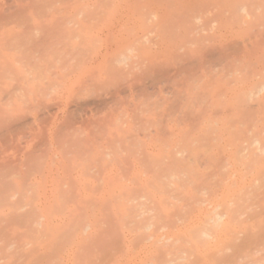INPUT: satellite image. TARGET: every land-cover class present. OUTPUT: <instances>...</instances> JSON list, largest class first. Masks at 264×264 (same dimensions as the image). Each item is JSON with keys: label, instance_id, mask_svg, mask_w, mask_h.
Wrapping results in <instances>:
<instances>
[{"label": "rangeland", "instance_id": "374dc122", "mask_svg": "<svg viewBox=\"0 0 264 264\" xmlns=\"http://www.w3.org/2000/svg\"><path fill=\"white\" fill-rule=\"evenodd\" d=\"M193 1L0 0V194L19 192L55 225L72 216L94 226L35 225L36 261L157 263L153 242L135 236L166 225L158 236L177 243L160 247L159 264L170 254L176 264H264V91L248 93L264 85V1L261 18L246 0L250 15L235 25L221 16L230 3ZM196 5L208 6L203 26L190 18ZM235 41L239 52L223 47L230 60L251 61L179 74ZM226 117L240 127L227 131ZM140 211L158 227L129 228ZM124 226L125 244L112 237ZM90 244L96 253L73 250Z\"/></svg>", "mask_w": 264, "mask_h": 264}, {"label": "bare ground", "instance_id": "6f19581e", "mask_svg": "<svg viewBox=\"0 0 264 264\" xmlns=\"http://www.w3.org/2000/svg\"><path fill=\"white\" fill-rule=\"evenodd\" d=\"M190 1H192V0H190ZM207 1H209L211 4H214L215 6H221L222 5V3H225V4H223L224 6L227 4V3H230L231 4V6L229 5V8L231 7V9L229 10V11H227V14L226 13H223L221 16H224V15H227V18H229V16H231V17H237L238 16V18H239V15L240 14H242V15H244V16H249L250 14L248 13V5L246 4V3H248V2H246V0L244 1V0H207ZM249 1V0H248ZM254 1V0H253ZM264 1V0H263ZM193 2H195V0L193 1ZM200 2H202V0L200 1ZM208 2V3H209ZM251 2H252V0H251ZM251 2H249V4H251ZM259 2V4H260V1H258ZM261 2H262V0H261ZM196 3H198V2H196ZM221 3V4H220ZM254 3L256 4L257 3V1L255 0L254 1ZM204 4V3H203ZM206 4V3H205ZM220 4V5H219ZM254 4V5H255ZM259 4H256L257 6H255V7H258V5ZM193 5H194V3H193ZM207 5V4H206ZM222 5V6H223ZM251 5H253V2H252V4ZM196 6L198 7V8H196ZM196 6H194V8L192 9V8H190L189 9V11L192 13V14H190V12H188L190 15H191V17H190V15L188 16V18L187 19H189V17L191 18V19H195L194 20V23L196 22V25L197 26H203L202 24L204 23V22H202L201 21V19H208L209 17H207V16H209V11L207 12L206 10H208V6L206 7V12L204 11V10H202L203 9V7L200 5V8H202L201 10H199V5H196ZM217 6V7H218ZM260 6H264V5H260ZM259 6V7H260ZM217 7H215V8H217ZM227 7V6H226ZM259 7L257 8V10L259 9ZM209 8H210V6H209ZM204 9H205V7H204ZM261 9H263V8H261ZM261 9H259L260 11H262ZM187 10V9H186ZM258 10V11H259ZM187 12V11H186ZM225 12V11H224ZM207 13H209V14H207ZM213 13L214 12H212L211 11V18H212V15H213ZM263 11L260 13V15H261V18L263 17ZM182 15L183 14H185V13H181ZM187 14V13H186ZM216 15V14H215ZM214 15V16H215ZM260 15H259V17H260ZM181 16V15H180ZM253 16V15H252ZM154 17H156V16H154ZM179 17V16H178ZM187 17V16H186ZM242 17V16H241ZM259 17L257 18V15H256V19H259ZM184 18V17H183ZM223 18V17H222ZM226 18V17H225ZM233 18H230L229 20H232ZM243 18V17H242ZM159 19V18H158ZM186 18H184V20L186 21L187 20ZM237 18H234L233 19V21H231L232 22V24H234L235 25V23H236V21L238 20V22H240L241 20H239V19H237ZM182 20V19H181ZM228 20V22H230ZM234 20H236L235 22H234ZM245 20V19H244ZM255 20V19H254ZM178 21H179V19H178ZM260 21H261V19H260ZM177 22V21H176ZM183 22V21H182ZM202 22V24H200ZM245 22V21H244ZM243 22V23H244ZM261 22H263V20L261 21ZM165 23V22H164ZM190 23V22H189ZM224 23H226V25H227V19H226V22L224 21ZM223 23V24H224ZM245 23H247V20H246V22ZM264 23V22H263ZM263 23H261V25H263ZM182 24V23H181ZM181 24H180V26H181ZM193 24V23H192ZM231 24V25H232ZM237 24V23H236ZM254 24V23H253ZM164 25V24H163ZM225 24L223 25V26H225L226 28H225V30H227L228 29V27L226 26ZM228 25H229V23H228ZM184 26V25H183ZM197 26H196V28H197ZM251 27H252V25H251ZM253 27H254V25H253ZM252 27V28H253ZM259 27L260 28H264L263 26L261 27L260 25H259ZM195 28V29H196ZM202 31H204V30H202ZM189 33H190V31H188ZM192 32V31H191ZM195 32H197L198 34H199V32H201L198 28L196 29V31ZM188 34V33H187ZM192 34V33H191ZM243 34V33H242ZM242 34H241V32L240 31H237V33L235 34V35H237L236 36V38H239L240 36H242ZM195 35V34H194ZM192 36V37H194L195 38V36ZM200 35V34H199ZM244 35V34H243ZM196 37L199 39V37H198V35L196 34ZM193 38V39H194ZM187 39V38H186ZM204 39V38H203ZM220 39H225V40H227V37L226 36H224V35H221L220 36ZM262 39L264 40V38L262 37ZM211 39H209V41H210ZM192 41V40H191ZM197 42V41H196ZM211 42H213V41H210L209 43H211ZM214 42H216V41H214ZM213 42V43H214ZM200 43V42H199ZM239 41H235V42H233V43H231V45H230V47H228V46H222V47H217V46H214L213 47V49L211 50V51H207L205 54H202V55H200V59H198V63H196L195 61H193V62H191L190 63V61L187 63L188 65H186V66H184V68H183V66H182V68H180L179 70H180V72H179V74L180 75H182V74H185L186 72H188V71H191L192 69H194V68H196V67H199V68H203V66H205V65H207V63L208 62H212V63H214V62H217V63H219V62H223V61H225L226 60V63L227 64H229V62H230V64L231 65H233V64H235V65H239V64H242V63H244V62H246V61H251V60H249V58H250V54L249 55H247L246 56V54H244L245 56H246V58H240L239 56H238V58H235V56L234 55H232V57H234L233 58V60H230V56H228L227 55V53H226V51L227 50H224L223 49V47H227L228 49L230 48L231 50H237L238 52H239V49H238V47H239ZM194 45H196V44H194ZM192 46H193V44H192ZM207 48V47H206ZM69 49V48H68ZM202 49H204V48H202ZM76 50H78V49H76ZM229 51V50H228ZM237 52V54L236 55H239L240 53H238ZM80 53V52H79ZM242 53V52H241ZM248 53H251V52H248ZM76 54V53H75ZM233 54V53H232ZM73 56V55H72ZM186 58V57H185ZM253 58V57H252ZM261 59V58H260ZM263 59H264V56H263ZM185 60V59H184ZM190 60V59H189ZM259 60V59H258ZM188 61V60H187ZM264 62V61H263ZM248 63V62H247ZM246 63V64H247ZM258 63V62H257ZM264 64V63H263ZM262 65V64H261ZM241 66V65H240ZM260 66V65H259ZM232 67V66H231ZM260 67H262V66H260ZM198 69V68H197ZM206 69V68H205ZM260 69H262V68H260ZM259 72V71H258ZM189 73V72H188ZM190 74V73H189ZM189 74H186V76L188 77V75ZM192 74V73H191ZM190 74V75H191ZM235 74H237V73H235ZM260 74V73H259ZM168 75H169V73H168ZM263 75V74H262ZM170 76H171V74H170ZM172 76H174V75H172ZM185 76V75H184ZM164 77H167V75L165 74V76ZM178 77V76H177ZM195 77V76H194ZM263 77V76H262ZM192 79H193V77H192ZM196 79V78H195ZM230 79V78H229ZM264 81V80H263ZM193 82H195V81H193ZM195 83H197V81L195 82ZM255 84L257 85V83L255 82ZM254 84V85H255ZM239 86V85H238ZM237 86V87H238ZM246 87V86H245ZM244 87V88H245ZM252 87V86H251ZM251 87H249V88H251ZM240 88V87H239ZM238 88V89H239ZM253 88H254V86H253ZM252 88V89H253ZM235 90H236V88H234ZM241 89V88H240ZM239 89V90H240ZM247 90V89H246ZM251 90V89H250ZM245 91V90H244ZM264 91V85H262L261 87H256V89H254V90H251V92H248L249 94H250V96L249 97H253L252 95H254V96H258V95H260L262 92ZM243 93V92H242ZM241 93V94H242ZM244 93H246V91L244 92ZM237 95V94H236ZM239 95V94H238ZM246 95V94H245ZM194 96H195V98L197 97L195 94H194ZM256 96V97H257ZM255 97V98H256ZM192 98H194L193 96H192ZM195 100V99H194ZM254 100V99H253ZM256 100V99H255ZM257 101V100H256ZM259 101V100H258ZM263 102H264V99H263ZM262 102V106L264 107V103ZM256 106H258V102L255 104ZM260 105H261V102H260ZM261 107V106H260ZM249 109V108H248ZM261 109V108H260ZM242 112V111H241ZM244 112H245V110H244ZM252 112V111H251ZM243 113V112H242ZM240 115V114H239ZM250 115V114H249ZM246 116H247V113H246ZM251 116H253V114L252 115H250V117ZM240 118H241V115L239 116ZM243 118V117H242ZM224 119H226V122H225V127L227 128L229 125H232V123H233V125H232V127L234 126V127H237V126H239L240 124V121H241V119H239L238 117L234 120V118L232 117V119H227V117L226 118H224ZM230 120V121H229ZM233 120H234V122H236V123H234L233 122ZM240 120V121H239ZM243 121H244V119H243ZM239 124V125H238ZM243 126V125H242ZM240 127V126H239ZM229 129H231V126L230 127H228ZM228 128L226 129L227 131H229L228 130ZM238 129V128H237ZM235 130V129H234ZM232 131H233V128H232ZM238 131H239V133H240V131H241V128L240 129H238ZM237 131V132H238ZM236 135H237V132H235V131H233ZM235 135V136H236ZM238 136H241V135H239L238 134ZM236 139L238 140V138H235L234 139V141H236ZM240 140V142H241V140L242 139H239ZM255 141V143L257 144H255L254 142H252L253 144H255V145H253L252 144V146H254V147H256L257 146V148H261L262 146V144L260 143V142H258L257 140L258 139H254ZM233 141V142H234ZM243 141H244V139H243ZM260 141V140H259ZM261 145H260V144ZM232 144V143H231ZM258 145H260V147L258 146ZM246 148V147H245ZM264 148V147H263ZM263 148H261V149H263ZM258 149V150H259ZM264 149L263 150H261V153L262 154H264ZM245 154V153H244ZM248 155V154H247ZM258 156V155H257ZM259 157V156H258ZM247 159H248V157H247ZM256 159V157L255 158H253V160H255ZM218 208H220L219 206H218ZM217 211H218V209H217ZM215 212H216V210H215ZM224 214H222V215H219L218 213H217V220L216 221H222L223 220V218H224V216H223ZM133 220H131V226L129 227V228H136L137 227V229H134L133 231H138V230H140V231H142V232H149V231H152V230H154V229H156V227H158V224H159V221H158V217L155 215V213H152V211H140L139 213H137V214H134L133 216ZM85 219L84 218H81V217H72V216H65L64 217V219L63 220H60V222H58L57 223V225H55L56 223H55V220L54 219H51V218H49V219H47V218H45V217H37L36 216V212H34V210L31 208V203H30V201L27 199V197L26 196H23V195H21L19 192H12V193H8V194H0V264H49V263H46L44 260L43 261H36V259H35V256H40V255H42L41 254V251L39 250L40 248H38L36 245H35V243H34V236H33V229H34V226L35 225H37V226H41V223H44L45 225H46V228H54L55 226H60V227H62V228H65V227H69L70 225H73V224H75V223H79V222H81V221H84ZM103 222V220L102 221H99V224L100 223H102ZM85 223H86V226L84 227V232H85V234H90V231H92L93 229H94V226L92 227L91 226V222L90 221H88V219H87V221L85 220ZM91 223V224H90ZM221 223V222H220ZM160 226V225H159ZM162 226V225H161ZM160 226V227H161ZM167 227H166V225H165V227H162L161 229H156V231L154 230V234H152V235H149V236H138L137 235V237L135 236V240H142V242H153V244H152V248L151 249H154V248H156L157 250L156 251H154V253H155V255H156V257L154 258V260L156 261L157 260V263H153V264H159V262L161 261V259L160 260H158L159 258L157 257V256H159V249H161L162 248V246H165V247H167V249H168V247H169V245H170V247L172 246V244L173 243H175L177 240L173 237V236H170V235H166V234H162V236H158V234L157 233H159L161 230H163V231H165V230H167L166 229ZM126 230H128V228L127 227H121V229H117V230H115L113 233H112V237H113V239L115 240V239H119L120 241H122L124 244L125 243H127L128 242V240H127V238H129L128 237V232H126ZM159 232H158V231ZM131 232V231H130ZM131 233H133V232H131ZM135 233V232H134ZM137 242V241H136ZM177 243V242H176ZM175 243V244H176ZM91 246H93V245H87V246H85V248L83 249V247H82V249H76L75 250V248L73 249L75 252L77 251V252H81V251H83V253H84V251L86 252V251H90V250H94V253H96L97 252V250H96V248H92ZM175 246V245H174ZM79 247V246H78ZM161 247V248H160ZM176 247V246H175ZM172 248V247H171ZM164 249V248H163ZM96 250V251H95ZM175 250H176V248H175ZM174 250V251H175ZM158 251V252H157ZM171 251H173V250H171ZM92 253V252H91ZM161 253V252H160ZM163 253H165V252H163ZM168 255L171 253L170 252V250H169V252H166ZM166 254V255H167ZM126 255H129L127 252H126V254H125V256L123 257V259L125 258L126 259ZM161 255V254H160ZM166 255H164L165 256V258L167 259L168 257L166 256ZM172 257L174 256V258H175V255H173V254H170ZM169 255V257H171ZM69 256V255H68ZM67 256V257H68ZM71 256V255H70ZM70 256L68 257V258H70ZM67 257H62V258H60V259H56L55 261H54V263L53 264H66V262H68V261H70L69 259H67ZM171 257V261H170V258H168L169 259V261H168V259L166 260V262H164L163 264H176V258L175 259H173ZM132 259V258H131ZM131 259H128V261H127V259H126V261H123V260H119L118 262H117V264H133L134 263V261H132ZM173 259V260H172ZM68 260V261H67ZM159 261V262H158ZM142 263V262H141ZM82 264H94V263H92V262H87V263H82Z\"/></svg>", "mask_w": 264, "mask_h": 264}]
</instances>
